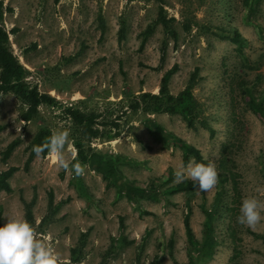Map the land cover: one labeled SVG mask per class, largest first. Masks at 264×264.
<instances>
[{"label": "rangeland", "instance_id": "374dc122", "mask_svg": "<svg viewBox=\"0 0 264 264\" xmlns=\"http://www.w3.org/2000/svg\"><path fill=\"white\" fill-rule=\"evenodd\" d=\"M160 7L174 20L176 40L154 24ZM152 24L153 32L140 48L142 32ZM1 25L10 51L27 71L26 81L58 105L39 106L37 117L26 122L21 117L25 105L14 94H0V172L19 168L8 180L11 192L0 191V225L10 217L25 219V203L33 200L36 237L59 253L62 264H72V248L81 250L77 264H188L190 245L182 223L186 203L199 245L206 219L200 205L214 207L218 182L207 192L197 186L191 194L167 196L174 205L139 199L135 207L116 199L114 188H106L87 165L76 175L71 166L58 167L50 152L35 154L24 170L41 127L52 134L69 131L63 152L72 162L80 136L65 112L71 107L97 116L94 127L100 136L82 139L85 150L136 160L138 164H122L120 170L137 187L165 178L175 184L181 150L175 142L157 141L144 125L147 116L199 149L217 173L221 147L227 144L226 154L239 174L237 199L230 184L221 191L213 219V255L206 259L193 250L195 264H264V213L255 226L237 222L242 198L264 202V122L250 110L243 92L248 86L255 96L264 94V0L251 13L241 0H4ZM233 31L245 40L243 56L230 40ZM174 64L177 71L168 86L173 95L198 68L192 91L213 137L199 122L187 128L179 115L129 109L137 94L157 93L161 77ZM13 140L18 145L2 161Z\"/></svg>", "mask_w": 264, "mask_h": 264}, {"label": "trees", "instance_id": "16d2710c", "mask_svg": "<svg viewBox=\"0 0 264 264\" xmlns=\"http://www.w3.org/2000/svg\"><path fill=\"white\" fill-rule=\"evenodd\" d=\"M59 0H54L58 2ZM132 1V0H128ZM161 1V0H159ZM3 2L0 0V94L11 93L14 94L24 105L25 111L21 117L23 121L29 122L36 118L38 115V108L41 105L55 107L58 101L47 93L39 92L36 86L30 85L26 81L27 71L18 62L16 57L12 54L8 45V33L1 25L3 16ZM260 0H241L242 5L247 8V12H253L254 8ZM163 8L160 7L157 18L154 24H160L166 35L171 36L176 40V32L172 28L173 19H167L163 15ZM154 24L148 25L142 32V39L140 41V48L143 47L147 38L152 34ZM231 42L235 45V51L243 56V43L244 38L237 31H233L230 35ZM165 51L161 50V59L164 57ZM177 71V65L174 64L168 69L160 79L159 89L157 93L141 92L137 94L129 104V109L134 113L141 112L145 115L152 114H168L179 115L189 129H194L196 123L209 131V136L213 137V129L207 124L206 121L201 119V112L199 103L194 98L193 86L196 83L198 68L196 67L191 73L187 85L178 94L173 95L169 91V80L171 76ZM244 95L248 100L250 110L256 114L264 122V94L255 96L252 89L248 86L243 88ZM65 112L70 118L71 122L75 125L76 131L79 134V139L74 142L76 155L72 159V163L79 162L81 165H87L92 171L96 172L105 181V187H113L116 193V199L125 198L132 203L135 207H139V199L162 200L166 204L174 205L167 196L175 194H191L197 188V185L191 180L185 179L183 182L169 184L171 179L165 178L160 182L151 183L146 187L140 188L134 185L133 182L128 180L123 172L120 170L122 164H138L134 159L121 156L117 153H102L100 151L89 148L85 150L82 139H95L100 136L98 128L94 127L97 116L93 113H83L78 108H65ZM144 125L147 127L149 133L162 143L168 141L175 142L181 150V162L186 166L193 158L197 162L210 163L208 159H204L199 149L190 145L189 143L177 138L172 133L167 132L162 126L156 123L153 119L145 116ZM52 135L48 128L41 127L33 137L29 154L24 164V170H27L34 155V146H43L47 143L49 137ZM18 140L11 141L6 149L2 152V161L9 158L11 152L18 145ZM227 144L221 147L220 158L218 160V185L219 190L215 195V205L211 209H206L204 204L201 203L200 208L205 214L204 222V237L198 245L193 231L190 226L191 208L189 203H186V212L183 217V227L185 235L188 239L190 249L188 255V264H195L190 253L196 250L200 257L210 259L214 252V246L217 241L214 238L213 219L217 212V204L222 194V189L225 185L230 184L231 190L234 193V199L239 195L238 178L239 174L235 171L233 161L228 157ZM49 150L45 149L40 155L45 156ZM18 167L11 166L6 170L0 172V191L6 193L11 192L9 185V178L18 170ZM169 184V185H168ZM167 185V187H166ZM165 186V187H164ZM33 200L25 203V220L32 226L34 224L32 215ZM52 199L51 195L48 200V210L51 215ZM144 215H149L147 211H141ZM42 223V221L40 222ZM120 227H122L120 225ZM257 235V234H256ZM264 238V235L261 236ZM39 239V238H37ZM80 252L78 248L70 250V262L77 264L80 260ZM58 264H62L58 261Z\"/></svg>", "mask_w": 264, "mask_h": 264}, {"label": "clouds", "instance_id": "9594fccd", "mask_svg": "<svg viewBox=\"0 0 264 264\" xmlns=\"http://www.w3.org/2000/svg\"><path fill=\"white\" fill-rule=\"evenodd\" d=\"M68 130L53 132L43 146H34L33 151L40 155L45 149L52 154L54 163L66 169H71L76 175L84 172V166L79 162H69L65 159L64 148L69 142ZM174 177L177 182L185 179L193 181L198 191L207 192L218 182V173L213 163L197 162L193 158L186 166L179 167ZM264 202L255 196L242 198L237 222L249 227L255 226L262 219ZM59 253L51 245L37 239L35 229L24 218L16 216L7 218L0 225V264H58Z\"/></svg>", "mask_w": 264, "mask_h": 264}]
</instances>
